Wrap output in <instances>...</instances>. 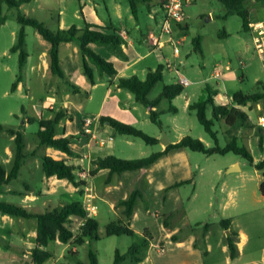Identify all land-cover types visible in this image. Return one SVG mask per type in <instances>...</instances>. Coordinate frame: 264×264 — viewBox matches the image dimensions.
<instances>
[{
    "label": "rangeland",
    "instance_id": "obj_1",
    "mask_svg": "<svg viewBox=\"0 0 264 264\" xmlns=\"http://www.w3.org/2000/svg\"><path fill=\"white\" fill-rule=\"evenodd\" d=\"M83 1L86 3L85 7L80 5L78 0H31L19 7H13L0 1V18H3L0 20V126L4 127L0 130V164L6 170H9L12 165L14 142L5 127L19 129V125H24L22 131L24 149L29 151L36 147L39 119L50 118L52 111L54 113L59 109L69 110L70 123L67 125L69 134L79 132L78 120L82 116L86 115L94 122L95 113L101 107L104 113L111 111L113 115L120 118L119 121L126 124L129 123L123 120L130 121L132 115L138 112L141 118V121L136 122L138 126L129 125L152 137H157L159 133V128L150 122L146 108L134 101L132 93L125 89L117 92L110 81L100 78L98 74L96 75V86L90 85L82 74L78 46L74 42L77 50L76 54L74 53L75 56H73L72 47L64 44L59 47L61 67H65V55L68 54L80 63V69L74 66L71 68L67 77L69 83L50 72L46 74V79L40 76L41 72L37 74L31 66L49 43L29 25L25 26L28 57L22 73L23 80L18 88L11 91V84L18 74V52L10 51L20 28L16 19L18 13L41 20L47 28L52 30L60 25V29H67L72 25L82 27L84 22L95 24L89 11L90 6L97 9L99 15L107 22L109 21L114 28L120 29L121 25H124L128 40L133 43L130 46L137 52L138 61L135 67L139 70L144 67L145 71L147 68L154 69L158 64L165 67L162 81L152 88L149 97H155L165 85L177 82L179 77H186L189 80V83L184 85L182 93L170 102L162 100L158 106L164 111L160 114V119L166 125L170 137L174 139L179 140L188 135L201 140L207 147L214 146L213 139L198 122L194 111L188 108L189 103L208 98L209 93L206 87L218 92L214 100L215 104L225 105L227 98L234 92L256 91L259 87L258 80L264 84V2L262 0H248L250 6L249 31L242 29L238 15H225V8L218 0H194L184 7L186 27L179 28L173 25L172 32L163 37L162 54L152 51V47L144 38L149 30L157 34L162 20V16H158L156 22L153 12L148 11L146 4L137 2L136 14L133 15L129 0ZM116 4H121L123 10L127 8L132 17L126 20L117 18ZM153 8L158 10L157 5ZM197 35L201 37V52L192 48L191 40ZM170 38L178 41L177 56L173 54V46L166 41ZM168 63L170 68L167 66ZM226 66L229 68L225 69ZM215 71L221 72L218 78L213 76ZM137 73L139 78L145 75L139 71ZM70 84L82 91L73 92ZM105 88L109 89L108 96H104ZM84 90L89 93L87 96ZM127 94H130L132 102L126 98ZM134 103L137 106L136 110L131 108ZM169 104L175 107L176 111H166ZM245 111L254 129L240 130L242 127L229 129L224 121H214L212 129L217 131L220 145L223 146L232 135H235L238 137L237 144L244 145L258 161L264 157V148L261 150L259 147L260 144L262 145V139L260 140L259 136H264V124L258 118L259 114L264 117V110L253 105L251 110L245 108ZM208 116L210 117V114ZM56 128L60 132L62 125H57ZM164 134L167 137V132L162 131L159 140L164 138ZM126 138L135 140L140 149L145 150L141 154L138 148L134 152L130 151L131 155L147 156L159 149L158 145H148L138 137L113 135V139L118 144ZM6 148L9 150L7 153H5ZM40 151H44L43 147H40ZM34 160L39 162L37 156H28L18 177L10 180L5 187L7 190L0 194L1 201H12L20 205L17 202L19 197L15 199L13 192L14 190L24 192L25 183H29L37 191L45 188L46 178L41 170L40 162L36 166L33 163ZM191 160L193 168L198 171L195 177V195L187 203L191 220H200L201 225L209 223L212 237L218 238L222 234L220 221L230 218L231 229L243 231L246 236V244L243 246L244 255L238 262L241 263L244 259L259 261L264 252V195L259 191L264 169H256L241 155L231 152L206 155L191 151ZM26 162L31 164L29 166L31 170L27 169ZM230 167H234V170H229ZM184 188L189 191V186L183 187V190ZM61 193L66 203L80 198L76 192L72 195L65 191ZM47 206L45 204L42 209ZM99 221L97 231L100 238L92 241V246L94 245L97 250L98 255L96 253L95 255L98 264H112L115 248H118L120 252H125L126 247L138 239V235L106 236L104 235L106 222L102 218ZM35 227L36 220L33 218H15L0 212V258L3 259L1 264H31L28 261L31 258L29 249L35 246ZM70 227L74 232L77 231L76 225L71 224ZM46 249L52 252V256L44 264H77L76 259L88 262L87 253L89 249L93 250V247L87 242L74 245L52 240L48 242ZM74 250H76L75 255L69 254ZM122 264L131 263L126 260Z\"/></svg>",
    "mask_w": 264,
    "mask_h": 264
},
{
    "label": "trees",
    "instance_id": "obj_2",
    "mask_svg": "<svg viewBox=\"0 0 264 264\" xmlns=\"http://www.w3.org/2000/svg\"><path fill=\"white\" fill-rule=\"evenodd\" d=\"M13 7H19L21 4L29 2L30 0H0ZM131 7L134 10V1L129 0ZM225 8V15L236 14L241 19V26L244 31H249V12L250 6L248 0H218ZM264 2V0H262ZM17 22L20 24V28L16 34L14 44L10 47L11 52H18V74L11 84L10 90L14 91L18 83L22 81L23 67L26 62L27 52L25 49V26H32L41 35V37L50 43V48L47 52L48 55V68L51 74L56 75L60 79H65L69 83L64 70L60 66L59 58V46L62 43L74 42L78 46V52L80 56L81 71L90 85L96 83V75L106 73L107 75H113L116 73L114 65L105 60L101 55L92 50L88 44L95 43L104 45L110 51L115 53L121 58L125 57L121 49V45L124 43V39L117 33H106L101 28L92 23L84 22L82 27H76L74 25L67 29H49L45 24L37 19L29 18L21 13L16 16ZM0 20H3L1 17ZM179 28L186 27L185 24H178ZM192 48L195 51L201 52V37L195 36L191 40ZM165 67L161 64L157 65L155 69H149L144 79H140L136 75L128 77H119L116 82V87L125 89L133 94L134 100L142 104L148 110V117L150 122L155 124L158 128H163L160 114L164 112L158 109V105L162 100L171 101L177 95L182 93L184 85L180 82H174L169 85H165L160 93L155 97L150 98L149 93L152 88L162 81L163 71ZM259 87L256 91L243 93L242 91H236L232 94V106L229 105H216L213 101L212 95L216 93V90L206 87L209 96L206 100H198L188 104L189 110L194 111L198 122L203 126L205 132L210 135L214 141V146L207 147L201 140L185 135L180 140L174 143H169L162 151L153 152L147 156L134 158V159H122L113 155L106 156L104 158H97L94 163L96 168L90 171V174H94L97 169H108L110 174L120 175L124 171L143 170L150 164L156 161L160 156L166 154L172 149H188L190 151L200 152L206 155L211 154H225L228 152L241 155L250 165L256 169H264V158L254 162L252 154L245 148L244 145L239 146L237 144V137L232 135L231 139L223 146L219 144L217 138V131L213 130L214 121L223 118L225 125L229 129H239L240 127H252L247 114L239 109L237 106L246 105L247 103L258 102L264 100V84L258 81ZM73 92H81L77 86L70 84ZM84 94L87 96L88 92L84 90ZM210 105V117L208 116L207 109ZM236 105V106H234ZM52 111V110H51ZM166 111H176V108L169 104ZM69 117L68 113L64 109H59L53 113L52 116L47 119H39V129L36 133V142L38 146H50L58 149L69 156H74L76 153L71 148V143L84 138L86 133L80 130L77 134H67L57 136V125L65 118ZM100 123H107L110 125L116 134H123L132 137H138L148 145L157 143V139L152 137L142 130L126 124L111 116H101ZM21 127V126H20ZM4 129L0 126V130ZM6 131L13 137L14 142V155L12 165L9 170H6L0 164V193L3 190V186L10 180L15 179L18 175L19 169L22 165V161L26 156L24 151V134L21 129H15L12 127H5ZM261 140V139H260ZM259 147H262L260 144ZM41 163V170L46 177L55 176L58 179H64L71 183L75 187L84 185L80 180L76 179V174L73 172L78 166L74 164H68L64 160L54 159L49 155L41 154L39 156ZM192 179L181 180L174 182L170 187H176L185 183H190ZM166 188V189H167ZM164 189V190H166ZM259 191L264 195V173L263 179L259 185ZM139 201H145L143 190L140 187L132 189L126 198L117 201L116 206L120 209V217L116 221H111L105 225L104 235H134L131 228H129V221L132 217L133 211ZM0 212L2 214L9 215L15 218L36 220L35 227V246L29 249L33 264H43L48 258L52 256V252L46 249L48 242L52 240H58L62 243H68L72 241L75 245H80L84 241H94L100 238L98 233V221L92 216H88L83 203L79 200H73L65 203L63 206H57L52 209H46L41 212H31L25 207L5 202L0 200ZM76 216L83 218L84 222L77 228V231L70 227L71 217ZM209 225L208 223L205 224ZM220 225L224 229H228L230 225V218H225L220 221ZM177 235L171 236V240H176ZM228 248L229 256L234 258L238 254L236 246L237 232L230 230L225 238ZM147 246V238L143 235L138 237L125 252L115 250L114 259L112 264H119L125 259H131L134 261L141 260V249ZM88 262L84 263L76 259L77 264H98L95 253L92 249L88 250ZM75 255V253H72Z\"/></svg>",
    "mask_w": 264,
    "mask_h": 264
},
{
    "label": "crops",
    "instance_id": "obj_3",
    "mask_svg": "<svg viewBox=\"0 0 264 264\" xmlns=\"http://www.w3.org/2000/svg\"><path fill=\"white\" fill-rule=\"evenodd\" d=\"M162 1L163 0L134 1L135 3L134 10L137 2H142L146 4L148 11L153 12V18L157 22L158 16H162V11H161ZM78 2L83 7L86 6V3L83 0H78ZM155 5H157L158 10H155L153 8ZM129 6L133 15H135L136 12L135 13L133 12L130 1H129ZM89 8L94 23L97 24L102 31L106 33H117L121 35L124 39V43L121 45V49L125 54L124 58L119 57L104 45H99L95 43L88 44V46L92 50H94L96 53L101 55L105 60L110 61L116 69L115 74L107 75L106 73H102L101 75H99L100 78L110 81V83L115 87L117 92L121 90L120 88L116 87L117 79L121 76L128 77L131 75H136L138 77L137 72L139 71L142 74H145L144 77L140 78V79H144L147 71L151 68H147V70L145 71L144 67H142L140 70L138 67H135V63H137L138 61L137 52L134 50L132 46H130L132 42L131 41L129 42L128 36L124 32V25H121L120 29L116 27L114 28L109 21L107 22L106 19H104V17L99 15L97 9H95L94 7L91 8L90 6ZM115 14L119 19L126 20L127 18L129 19L132 17V15L129 14L127 8L123 10V6L121 4L115 5ZM58 18L59 17L57 16V19ZM60 26L58 27L59 29ZM150 31L152 30H149L147 34ZM147 34L144 36V38H146ZM62 44L72 47L73 56H75L74 53L76 54L77 50H76V45L73 42H67ZM62 44H60V46ZM45 48L46 49L40 52V55L36 58V60H34L35 62L31 67H33V69L36 70L37 74L38 72H41L40 76L42 78L45 77L46 79V74L50 72L48 68V55H47V52L50 48V43ZM25 49H26V44H25ZM73 56L71 57V55L69 54L65 55L66 64L65 67H62V69L64 70L66 78L69 76L70 70L73 66L76 67V69H80V63H77V61L73 58ZM157 56L159 57V55ZM27 57H28V52H27ZM26 62H27V58H26ZM21 83L22 81L18 83L16 87L18 88L21 85ZM46 83L47 82H45V84ZM92 86H96V83ZM108 95H109V89L105 88L104 96H108ZM217 95H218L217 91L216 93L212 94L213 101L216 100L215 98H217ZM231 96L227 98L228 101L225 105H229V106L233 105ZM68 98H70V96ZM126 98L130 102H132V98L130 94H127ZM216 105H220V104L216 103ZM253 105H256L258 108H260V110L261 109L264 110V100H260L258 102H253V103H247L246 105L237 106L239 109H241L247 114L250 124L252 125V127H249V129L251 128L254 129V126L252 121L250 120L248 113L245 111V108L251 110ZM131 108L133 110H136L137 109L136 104L135 103L132 104ZM66 111L67 113H69V110L66 109ZM145 111L148 114L147 108ZM207 112L208 114H210L211 112L210 105L209 108L207 109ZM95 114H96V120L94 122L91 120V123L89 125L90 133H86V136L84 138H81L78 141L71 143L70 145L72 150L76 153V155L68 156L66 153L58 149H55L53 147L38 146L36 142L35 148L30 149L29 151L24 149V151L27 154L24 157L22 161V165L18 172L19 175L22 167L24 168L23 165L25 164V161L27 160L28 156H37L39 158L41 154H46L54 159H61L68 164H74L78 166L73 172L76 174V179L82 181L84 185L75 187L64 179H58L55 176H50V177L45 176L46 185L44 189H40L37 191L33 189V187L29 183H25L24 192L20 190L17 191L14 190L13 193L15 199L19 197L17 201L20 204L19 206L25 207L28 211L31 212H41L46 209H52L57 206H63L66 203L61 193L63 191H65V193L70 192L71 195L75 192L78 193L80 195V198L77 200L81 201L82 203L85 198L84 195L86 194V192H88L91 193L92 195L91 202L95 207V213L92 215V217L98 221V227H99V223H100L99 219L101 218L105 220L106 224H108L111 221H116L120 217V209L119 207L116 206L117 201L126 198L129 192L135 187H140L143 190L145 201L143 202L139 201V203L136 205L128 226L129 228L132 229L134 233V235L132 236L138 235V237H140L144 235L147 238V246L141 249L142 253L140 255L141 257L140 261L125 259L121 261L119 264L124 263L126 260H129L131 264H237L239 263L238 261L244 255L243 246L246 244L245 242L246 236L243 231L240 230L236 231L237 232L236 246L238 249V254L234 258H231L229 256L228 248L225 241L226 235L229 233L230 230H233L231 229L230 225L228 229H224L221 226L222 234L218 238H213L210 225L206 226L205 224L207 223L201 225L200 220H194V219L191 220L190 218V215L187 210V203L195 195V184H196L195 177L198 174L197 169L193 168L190 150L172 149L168 151L166 154L160 156L156 161H154L146 169L143 170L124 171L120 175L110 174L108 169H97L94 174L89 173L90 171L96 168V164L94 163V161L97 158H104L109 155H113L115 157L122 159H134V158H140V156L141 157L146 156V155H140V156L131 155L130 151L134 152L138 148L141 154H143L145 150H143L142 148L140 149L139 144H137L135 140H130L128 138H126L125 140H123V142H120L118 144L113 139V135L116 134L113 128L107 123H103V124L100 123L101 116H111L114 117L115 119H120V118L113 115L111 111H107L104 113L102 107L98 109V111H96ZM69 117H65L59 122L58 125H62V130L60 132L59 131L57 132V136L67 135L70 133L67 130V125H69L70 123ZM261 117L263 116L259 114L258 117L259 120ZM86 118L89 117L85 115L80 117V119L78 120L79 131L82 130L83 121ZM223 120H224L223 118H220L216 122H221ZM123 121L138 126L136 125L137 124L136 122L141 121V118L139 117L138 112H136V114L132 115L130 121L128 120H123ZM162 124H163V128H159V133L158 135H156L157 137H155L157 139V143L152 144L159 146V149L156 151H162L165 149L166 145H164L162 142H166L167 139L169 140V143H174L178 141V139H174L170 137L166 125H164L163 122ZM19 126H21L19 127V129L23 131L24 125H19ZM12 128L17 129V127H12ZM244 128L247 127H242L240 130ZM162 131L165 133L167 132V137L165 134L164 138L159 140ZM252 133L254 132L252 131ZM259 139H262V147H260V149L262 150L264 148V142H263L264 136L260 135ZM40 147H43L44 150L43 152L40 151ZM7 151L9 150H7L6 148L5 153H7ZM253 159L254 162H256V159L254 157ZM39 162H37V160H34L33 163H35L37 166ZM26 163L28 164L27 169L31 170V167H29L31 164L29 162ZM190 178L192 179L190 183H185L183 185H179L176 187L167 188L168 186L172 185L174 182H178ZM6 185L3 186V190L0 194H3V192L7 190L5 188ZM185 186H189V191H187L186 188H184L183 190V187ZM57 188L59 189L57 190ZM185 191L187 192L184 193ZM41 196L44 197L41 198ZM10 203L15 204L12 201ZM45 204H47L48 206L42 209V207L45 206ZM71 219H72L71 224L76 225L77 228L84 222L83 218H79L76 216H72ZM173 235H177L176 240L170 239L171 236ZM134 241H132L130 245ZM84 242H87L89 245H91V247H93L94 253L98 255L95 246L94 245L92 246V241L88 242L86 240ZM69 243H72V241H69L68 243L65 244H69ZM130 245H128L126 248H128ZM115 250H118V248H115ZM72 253L76 254V250L70 252L69 254L72 255ZM28 261L31 264H33L31 258ZM1 263H3V259L0 258V264ZM239 264H264V252L262 253L259 261L255 259H247V260L244 259L243 262Z\"/></svg>",
    "mask_w": 264,
    "mask_h": 264
},
{
    "label": "built area",
    "instance_id": "obj_4",
    "mask_svg": "<svg viewBox=\"0 0 264 264\" xmlns=\"http://www.w3.org/2000/svg\"><path fill=\"white\" fill-rule=\"evenodd\" d=\"M194 0H163L161 4V11H162V20L161 24L159 26L158 33L155 34L153 31H150L146 38L150 46H152V51L161 53L162 44H163V37L165 35H168L172 32L173 25H176L178 27V24H185V13H184V7L193 2ZM168 43H170L173 46V54L174 56L178 55V48H177V42L174 41L172 38L167 39ZM162 54V53H161ZM167 66L170 68L169 63ZM229 67L226 66L225 69H228ZM176 73H178V70L175 69ZM220 71H215L213 76L218 78L220 76ZM177 82H180L183 85H186L189 83V80L186 77H179V80ZM260 121L263 123L264 118L261 117ZM91 123V119L86 118L83 121V127L82 130L85 133H90L89 125ZM84 201L83 206L85 210L87 211L88 216H92L95 213V207L93 203L91 202L92 195L91 193L86 192L84 195Z\"/></svg>",
    "mask_w": 264,
    "mask_h": 264
},
{
    "label": "water",
    "instance_id": "obj_5",
    "mask_svg": "<svg viewBox=\"0 0 264 264\" xmlns=\"http://www.w3.org/2000/svg\"><path fill=\"white\" fill-rule=\"evenodd\" d=\"M164 133V132H163ZM165 135V134H164ZM162 142V141H161ZM164 145H167L169 143V140L167 139L166 142H162ZM229 170H234V167H230Z\"/></svg>",
    "mask_w": 264,
    "mask_h": 264
}]
</instances>
